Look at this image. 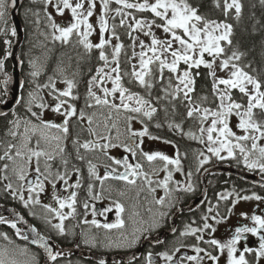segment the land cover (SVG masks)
I'll return each mask as SVG.
<instances>
[{"label": "snow or ice", "instance_id": "obj_1", "mask_svg": "<svg viewBox=\"0 0 264 264\" xmlns=\"http://www.w3.org/2000/svg\"><path fill=\"white\" fill-rule=\"evenodd\" d=\"M45 6V16L52 29L50 38L53 41H59L62 44H73V36L77 37L75 43L82 45L87 53H91L93 49H98L99 59L103 61V66L98 68L95 75L91 77L88 84L86 107L91 109H101V111H87L78 110L74 104L69 103V100H77L79 97L74 94V89L77 84L74 79L64 78L63 83L66 84L64 89L56 87V80L49 78V83L38 85L37 87L50 88L53 99L57 101L54 106L49 105L43 101V97L38 94H33L31 102L36 104L41 110L51 108V111L58 113L64 117L62 124L52 123L40 119V123H33L31 120H16L10 122L11 126L8 129L7 136L10 139L5 143L0 140V184H4V189L9 192L14 198L18 197L24 202L25 207L29 205H40L39 194L45 190V181L51 183L53 187L58 181H63L65 191L70 188L79 189L82 187L81 180L78 178L74 184H69L71 175L68 171L61 173L53 170V162L59 159L63 165L67 167L69 160L66 158L65 141L71 136L70 121L76 118L81 129L86 131L88 137L83 141L79 135L72 141L76 158L84 161L86 160L85 153H97L107 157L111 164L105 165L107 171L103 176L97 171V164L91 158L87 159L89 176L95 181H99L103 191L109 193L108 198L111 200V206L105 209V212H111L113 208L116 212L115 223L99 224L95 219L92 221H85L91 223L97 228H103L111 231L113 229H124L125 220L124 214L130 211L131 217L140 216V212L136 210V205H133L129 210L121 199L112 198L111 186L105 187V182L109 180L122 181L125 185L135 188L136 196L145 190L151 193L156 192V187H152L155 183L157 187L164 189L166 197L170 199L172 189L169 185L172 182L173 172L169 169V165H175V171H181V161L179 158L171 159L162 153H145L141 150V155L152 164L160 160L164 161V166L160 169L153 170L150 175L143 170L140 163L135 165L129 163L128 158L124 157L116 159L109 155V150L113 148H123L124 151L129 152L133 157L137 155L136 149L140 148L144 137L150 139H162L161 137L153 136L147 123L145 121H154L161 108L167 115L168 105L172 104L173 111L175 105L172 103L177 100H183L186 103L187 118L197 120L200 124L198 129L200 135L188 132L186 135L190 139L199 140L200 143H206L207 152L223 160L226 158H236L238 151L242 157V162L249 170H259L264 173V120L257 119L258 112L264 113V80L252 75L245 70L238 62L246 55L239 50H233L231 55H227V46H233L234 25L227 22V18L233 14L234 18L239 21L242 19L245 12V4L243 0H223L222 11L225 16L224 21L209 20L206 17L198 14V9L193 7L189 0H143V2H132V0H100L103 8V13L99 17V28L101 32V39L99 43H93L89 37L93 32V25L89 23V18L94 14L96 8V0H77L75 4L72 0H38ZM85 2L88 7L85 9ZM115 3L119 5L116 9H111L110 5ZM259 5L264 6V0H258ZM17 0H0V35L6 36L8 34L7 24L10 9H14ZM53 5L58 15H64L65 10H70L73 21L67 27L55 23L51 13L47 12V7ZM253 7L256 5L253 4ZM216 7L220 8V0H216ZM125 9H135L139 12H151L156 18L163 21L157 24L155 20L145 21L132 17L134 23L128 24L127 17L131 14L125 12ZM111 11H115L116 16H121L120 26L123 27L128 24L129 36L133 40L135 46L138 37L132 34L140 31L145 36L151 37V43L145 44L143 40L139 41V47L142 49L139 53H133L131 59L138 57V64H133L130 72L124 73L130 77L131 82L138 84L145 89L147 95H141L125 87L122 83L123 75L120 57L124 45L117 43L112 45V39L119 40L120 37L115 31V25L111 26V38L104 36V33L109 32L110 26L106 17ZM37 20L35 23H41L39 12L33 13ZM83 26V27H82ZM161 28L163 32L170 36V39H159L151 31L152 27ZM145 29H148L145 31ZM11 35H16V30L11 29ZM45 39L49 38V33L41 32ZM5 43H10L5 41ZM178 44L179 47H175ZM112 46L111 56L106 53L105 48ZM151 53V55H149ZM205 54L212 57L211 61L205 59ZM12 53L8 51L4 58H0V72L5 68V59L11 56ZM170 57V59H169ZM69 59H71L69 57ZM37 60H33V71L31 75L36 78L41 74V67ZM219 60L220 70L225 71L231 69L227 77H218L214 70L216 61ZM184 63L188 66L187 70L182 73L179 65ZM114 65V66H113ZM201 65L210 69L209 75L213 78V92L219 101L215 109L204 107L202 103L197 102L192 93L195 91V79L191 73L192 68H199ZM251 67V65H247ZM107 69V70H106ZM66 71L63 62L58 65V72L60 75ZM172 73L175 76L176 83H173L172 76L167 77V84H164V73ZM75 75V73H73ZM107 82H111L112 87L108 88ZM7 83V81H5ZM161 84V91L163 95L152 96V90ZM221 85L223 87H221ZM100 90V94L95 89ZM232 90H238L243 96L247 97V103L241 104L232 98ZM182 94V96H181ZM207 97H202V101H206ZM166 103L161 105V102ZM65 105L67 107L65 108ZM33 117L40 118L42 113L33 112L29 108ZM236 116L239 118L237 127L243 133L237 135L229 126L230 117ZM139 121L143 126L142 130H135L133 122ZM210 121V123H208ZM123 123L125 131L120 132V126ZM207 124V127L205 125ZM164 125L156 121V127L160 128ZM168 127L171 130L182 133V125L176 123L174 120L168 121ZM56 132L53 133L52 130ZM116 130V135H112V131ZM183 134V133H182ZM206 136V141L205 137ZM123 137V138H122ZM139 138V139H137ZM166 143L168 141H165ZM83 150V151H81ZM222 152H227V156L221 155ZM203 159L199 163L202 167L208 163L209 158L201 152L199 154ZM119 166L123 171H119ZM76 173L80 172L79 168H75ZM158 171H165L167 175L163 180L154 181L152 176L157 175ZM35 173L34 179H29L32 173ZM191 176V173L188 174ZM143 179V185L138 184V179ZM93 185H88V194L91 199L100 200L103 191L99 194L93 192ZM192 185L188 184L185 190H191ZM131 189H129L130 191ZM30 194L25 199L24 192ZM117 197H127L128 191L116 190ZM232 193L220 194V199L228 200ZM78 193L72 191L67 198L54 196L53 198L58 203L59 207L54 208L52 205H43L48 213L54 214L55 218L59 219V223L53 224L52 227L56 229L61 235L65 233L64 221L71 215L76 214ZM244 200H261L264 197L258 195L244 196ZM166 198L161 197L155 199L156 205H165ZM84 208L88 209L89 204L84 203ZM234 206V205H233ZM68 208L71 211L65 213L63 209ZM152 211V209H149ZM209 212L213 209L210 207ZM231 211V209H229ZM95 214V213H93ZM104 214V213H101ZM217 215H219L217 213ZM205 221L208 217H204ZM215 219V217H213ZM253 227L237 228L233 238L226 243H221L216 239L208 241L209 244L216 246L221 251L227 250L229 261L228 264H250L246 259L245 253L255 251L257 260L264 258V235L260 236V244L258 249H249L245 247L243 251L237 256L236 245L240 242L244 233H251L256 235L264 230V218L259 215L251 217ZM51 223V220H48ZM10 223L0 216V224ZM12 228H16V223H10ZM207 222L204 223L203 229L210 228ZM201 228L188 227L183 235H196L197 232L203 231ZM35 231V229H32ZM123 236V240L129 246L138 242L139 236L136 232ZM212 231H215L212 228ZM17 235L24 240L29 237L22 235L17 229ZM0 238L12 244L10 237L6 233L0 232ZM197 239H203L198 236ZM33 243H39L47 251L50 261L55 262L59 253L53 252L48 246L43 237H38ZM87 242V241H86ZM94 244V241L92 242ZM119 246V245H118ZM179 251V248L176 249ZM196 255L188 256L187 259L193 264H200L204 259L200 253H204L209 259L216 261L219 258L212 256L211 253L206 252L205 249L195 247ZM19 254L25 255L28 253L27 248L18 249ZM166 262H171L173 256L168 253L161 254ZM17 249L0 246V264H21L16 258ZM24 264H34L32 261H26ZM103 264V262H101ZM149 264H151V254L149 255Z\"/></svg>", "mask_w": 264, "mask_h": 264}, {"label": "flooded vegetation", "instance_id": "obj_2", "mask_svg": "<svg viewBox=\"0 0 264 264\" xmlns=\"http://www.w3.org/2000/svg\"><path fill=\"white\" fill-rule=\"evenodd\" d=\"M36 92V91H35ZM38 93V91L36 92ZM72 100H69L71 102ZM74 101V100H73ZM72 101V102H73ZM76 102V101H75ZM75 102L73 103L75 105ZM36 110L35 104L33 103L32 111ZM32 119V116H31ZM33 123H40L35 120L33 117ZM53 123V122H52ZM70 129L72 138L74 134L80 133L81 128L79 123L75 118L70 121ZM56 130L53 129V133ZM66 146V151L69 150V154L72 152L74 156H76L75 147L71 141L69 145ZM83 151V150H81ZM92 154H87V156H91ZM129 163L135 165L136 163H140L143 166V170L148 172L150 175L153 170L160 169L164 166V161H156L152 164L149 162L141 161L140 157L136 155L133 157L131 154L126 155ZM69 160L67 167H65L62 161L57 158L56 161L53 162V170L60 171L61 173L68 171L71 175V179L69 180V184H74L79 178L82 183V187L79 189L70 188L68 191H65V185L63 181H58L56 186L47 181H45V190L44 192L39 194V199L41 201L40 205H29L26 209L25 213L22 211L27 218L32 222L34 226H36L40 232L45 233L47 231L49 234L53 235L54 240L62 247H71L77 246L82 250H90L92 253L96 255H105L108 257L111 256H126L133 251L140 250L141 258L137 262L126 263V264H148L149 255L151 254V264H193V262L187 259L188 256L196 255L194 248L200 247L206 250V252L211 253L212 256H216L219 259L213 261L205 256L204 253H200V256H203L204 259L200 262V264H221L220 258L222 257V251L218 249L216 246H213L208 243V241L213 236L212 228L203 229V225L207 222L209 225V218L205 221L204 217L209 216L208 209L211 207L215 213V215L221 220L223 223L221 228V238L224 240L220 241L221 243H226L228 240L234 237L236 229L241 227H253V221L251 217L253 215H259L264 218V206H260L259 204H255L249 210V213L244 212L243 217L244 220L239 219L240 216H236L231 219L232 212L236 206L241 203L242 198H230L228 200L220 199L219 194L216 193L215 196L209 200H207L198 207L190 206V204L200 195L201 193V179L200 174L198 176V170L204 168L196 165L192 162H181V171H175V165H169V169L173 172L172 182L169 187L172 189L170 199L166 197L165 191L161 187H157L154 183L152 187H156V192L151 193L147 190V186L145 190L139 195V204L141 211V221L136 225L131 222L130 212L127 211L123 219L125 220V228L124 229H113L111 231L105 230L103 228H97L91 223H85V221H92L95 219L99 224L105 223H115L116 222V214L114 213V208L111 212H105L109 206V202H107V198L109 193L107 191H103L99 181H95L89 176L87 161H81L79 159L71 160L66 156ZM97 171L101 176L105 174L107 171L105 165L111 163H97ZM114 167H118L113 165ZM157 166V167H156ZM195 166V168H194ZM75 168H79L80 172L76 173L74 171ZM119 171H123L122 168H119ZM191 173V176L188 174ZM167 175L165 171H158L157 175L152 176L154 181L163 180ZM179 175L185 177L186 185L182 186L180 184ZM35 173L33 172L29 179H34ZM143 185V179H138V184ZM92 184L93 192L99 194L103 191L102 198L100 200L91 199L88 194V185ZM188 184L192 185L191 190H185ZM111 186L113 194L116 193V190H124L128 191V193L133 189L131 186H126L122 181L109 180L105 182V187ZM129 189H131L129 191ZM75 191L78 193L77 196V204L76 214L69 216L64 221L65 233L61 235L56 229L52 227L53 224L59 223V219L54 217V214L48 213L43 205H52L54 208L59 207L56 200L53 198L54 196H60L63 198H67L69 193ZM208 194L209 190H208ZM29 195H35L28 193ZM247 196H253L251 194ZM258 196L264 197V193H259ZM165 197L166 203L165 205H156L155 199ZM14 200L16 197H12ZM28 198V197H27ZM20 199L18 198V201ZM87 202L89 204V208H84V203ZM131 199L128 196L126 197V207L130 209L129 203H131ZM137 202V203H138ZM245 201H243L244 203ZM260 204L264 202V199L256 200V203ZM17 204V202H15ZM133 204V203H132ZM234 205V206H233ZM9 206V205H6ZM18 207H15L18 210H22L21 206L17 204ZM152 209V211H149ZM231 209V211H229ZM65 213H69L71 210L68 208L63 209ZM245 211V210H244ZM22 213V214H23ZM95 213V214H93ZM104 213V214H101ZM217 213L219 215H217ZM231 219V220H230ZM51 220V223L48 222ZM231 222H228V221ZM192 228H201L203 231L197 232L196 235H183L188 227ZM131 228L139 229L140 231L137 233H141V237L137 243L129 246L127 242L123 240V237H120L118 240V233L129 231ZM117 230V232L115 231ZM56 232L60 234V236H55L53 233ZM172 232L171 234H169ZM264 235V230L257 233L256 235H252L251 233H244L240 242L236 245L238 256L241 251L245 247L249 249H258L260 244V236ZM203 237V239H197V237ZM115 237L117 239H115ZM87 241V242H86ZM94 241V244L92 243ZM63 243V244H61ZM119 245V246H118ZM179 248V251L176 249ZM163 253H168L173 256V260L171 262H166L162 255ZM246 259L249 260L250 264H254L257 260L255 255V251H251L245 253ZM66 261H74L78 260L83 264H96L89 257H85L84 253L80 252L78 256L71 254ZM154 261V262H153ZM153 262V263H152ZM105 264H125L124 261L118 259L113 262H106Z\"/></svg>", "mask_w": 264, "mask_h": 264}, {"label": "trees", "instance_id": "obj_3", "mask_svg": "<svg viewBox=\"0 0 264 264\" xmlns=\"http://www.w3.org/2000/svg\"><path fill=\"white\" fill-rule=\"evenodd\" d=\"M189 3L198 9V14L206 17L209 20L224 21L226 18L222 11L223 0H220L221 7H216V0H189ZM245 4V12L241 20L237 21L234 18V12L227 18V22L234 25V36H233V46H226L228 49L227 55H231L233 50H239L240 52L246 53L242 57L241 61L238 63L245 67L246 71H249L252 75L257 76L258 78L264 80V6L259 5L258 0H243ZM256 6L253 7L252 5ZM113 3L110 8L115 7ZM45 11V6L43 3L38 2V0H24L21 7L18 10L19 18L22 22L24 29V40L21 44L19 50V57L22 60V74L25 80V90L24 95L28 92L29 87H31L32 81L35 82V85H40L38 81H41L42 78H49L58 71V65L63 62V66L66 69V73L72 75V78L75 80L79 93L85 92L88 88V80L93 76L94 72L100 68L103 64V61L99 59L98 49H93L89 54L85 51L82 45L76 44L75 37H73V44L65 45L59 41H53L50 38V28L48 27V20L44 18L43 12ZM39 12V19L41 23L37 25L35 21L37 17L33 14ZM114 12V11H113ZM112 11L108 14L110 15ZM133 17L136 19L144 20H156V17L151 12H139L133 11ZM8 19V17H7ZM112 25H115V31L119 35L120 39L116 40L114 44L122 43L124 48L121 53L120 62L122 68L123 80L122 83L125 87L130 88L132 91L137 92L141 95H147L145 89L141 88L138 84L131 82L129 76L124 75L126 72H130L132 69V59L133 56V40L129 36V27L128 24L121 27L120 21L115 19L112 21ZM111 25V26H112ZM8 34L6 36L0 35V58H4L8 51L11 52L13 46L15 45L16 38L11 35V26L8 19L7 24ZM41 32L49 33V38L45 39L43 35H40ZM133 35V34H132ZM9 41L10 43H5ZM112 46L110 50L107 51V54L111 56ZM9 57V56H8ZM8 57L5 59V68L3 73L9 75L11 72V63L8 60ZM27 57L28 59L27 62ZM69 57L71 59H69ZM38 63L43 65L46 69L45 74L40 76L36 81L31 79V65H28L30 61L37 60ZM251 65V67H247ZM6 69V70H5ZM192 75L195 79V91L191 94L197 102L203 104L204 107L215 109L219 103L216 96L213 92V80L209 75L208 68L199 67L191 69ZM75 73V75H73ZM165 80L164 84H167V77L172 76L173 83H176L175 76L172 73L165 71L164 73ZM161 84L152 90V96L163 95L161 91ZM77 95H79L77 93ZM182 96V94H181ZM202 97H207L206 101H202ZM232 98L236 102L241 104L247 103V97L243 96L238 90H232ZM85 99L81 103V107ZM86 102V101H85ZM166 103L165 101L161 102V105ZM175 105V111H173L172 104L168 105L167 115L161 108V111L158 113L154 121H146L149 131L153 136L161 137L162 140L172 142L177 146L178 155L181 160L185 162H192L196 160L199 152L203 151L202 144L199 140L190 139L186 133L192 132L199 136V127L200 124L197 120L187 118L186 103L183 100H177L172 102ZM27 101L20 104L12 114L0 118V140H4L5 143L9 138L6 134L9 127L11 126L10 122H13L14 115H20L19 112L25 111L27 109ZM76 107L79 106V103L75 104ZM257 119L264 120V113H259ZM174 120L176 123L182 125V133L179 131L171 130L168 127V121ZM156 121L162 123L164 126L157 128ZM66 156L71 160H76V156L69 150L66 151ZM195 158V159H194ZM233 164L234 160L230 161ZM237 168L245 169L240 167L239 162H235ZM209 179V197L213 198L216 193L221 192L225 189H234L239 194H256L264 193L260 188H256L248 183L242 182L233 177L220 174H211L208 177ZM0 204L9 205L13 207H18L15 204V201L7 194V191L4 189V184H0ZM27 217V216H26ZM0 232L6 233L7 235H12L11 230L8 227L0 224ZM63 244V243H61ZM64 245V244H63ZM30 254L34 255L38 262L41 261V254L37 250H29ZM55 264H70L63 262V260L58 261Z\"/></svg>", "mask_w": 264, "mask_h": 264}, {"label": "rangeland", "instance_id": "obj_4", "mask_svg": "<svg viewBox=\"0 0 264 264\" xmlns=\"http://www.w3.org/2000/svg\"><path fill=\"white\" fill-rule=\"evenodd\" d=\"M76 2H77V0H72V3L73 4H75ZM132 2L139 3V2H143V0H132ZM150 2H154V0H150ZM113 4L116 5L115 3H113ZM84 6H85V9L88 7L87 2H85V5ZM118 7H119V5H116L115 7H113V10L116 9V8H118ZM124 11L131 14L129 17H127L128 24L134 23V21L132 19V17H133V13L132 12L133 11H136V10L135 9H125ZM47 12L51 13V15H52L55 23H57V24H59L61 26L67 27L69 25V23L73 21V17L71 15V11L70 10H65L64 15L61 16V15H58L56 13L55 8H54L53 5H49L47 7ZM102 13H103L102 4H101L100 0H96V8L94 10V14L89 18V23H91L93 25V32H92V35L89 37V39L94 44L95 43H99V41L101 39V32H100V28H99V17H100V15ZM43 16H44L45 19H47L46 16H45V11L43 12ZM121 18H122L121 16H116L115 15V11L114 12L112 11V13L106 17V19H108V23H109V26H110V30H109V32L104 33V36L105 37L112 39L111 38V25H112V21H114L115 19H118L120 21ZM138 19H140V18H138ZM141 20H144V19H141ZM145 21H152V20H145ZM157 24H161V23H157ZM48 27L50 28V32H52V29H51V27L49 25V22H48ZM147 30L148 29H145V31H147ZM151 31L159 39H162V40H164V39H170V36L166 35L161 28H157V27L153 26L152 29H151ZM133 36L139 38L136 41L135 46L133 45V51L135 53H139L140 51H142V49L139 47V41L140 40H143L145 42V44H150L151 43V37L150 36H145L143 34V32L137 31V32L133 33ZM76 39H77V37H76ZM115 41H116V39H112V45H114ZM175 47H179V45L178 44H175ZM110 48H111V45L107 46L105 48V50H110ZM149 55H151V53H149ZM28 59L29 58L27 57V59H26L27 62H28ZM169 59H170V57H169ZM205 59L208 60V61H211L212 60V57H210L207 54H205ZM31 62L32 61H30V63L28 65L32 64ZM133 64H138V57L136 59H132V65ZM181 64H184V63H181ZM219 64H220V61L217 60L216 61V64L214 65V70L216 71L217 76L218 77H227L229 75L231 69L225 70V71H221L220 70V67H219ZM44 69H45V67H43V65H42L40 71H43ZM179 69H180V71L182 73L184 70H187L188 69V66L185 67V68H183V67H181V65H179ZM210 71L211 70L209 69V72ZM95 74H96V72L93 75H95ZM7 77H8V75H5L3 73V71L0 72V79L1 78H4L5 79ZM65 77H67L69 79H72V75L69 74V73H66V72H64L63 75H60L59 72L57 71L52 76V78H54L56 80V87L58 89H61L62 90V89H64L66 87V84L63 83V80H64ZM38 78H40V75L38 77L34 78L35 81ZM38 82L42 86L44 84H48L49 83V80L46 81L45 79L42 78L41 81H38ZM213 82H214V80H213ZM88 83H89V81H88ZM105 86H107L108 88H111L112 87V84H111V82H107ZM32 90H35V91L40 90V92H41V95L40 96L43 97V101L45 103H48L51 106H54L55 103L57 102V101H55L53 99L52 95H50V92H51V89L50 88H43V87H39L38 88L37 85H35V82L34 81H32V85L30 87V90L24 96L23 101H25V102L27 101L28 102V100H30V94L32 93ZM87 90H88V88L85 90V92H81L80 91V93H79V89H78V86H77L74 89V94L77 95V93H78L79 95H77V96L79 98L77 100H74V101L72 100L73 102L71 101L69 103L73 104L76 101L75 103H79V106L77 107V109L80 110L81 109V106L80 105H81L82 101L87 96ZM95 90L97 91L98 94H100V90L98 88L95 89ZM3 96H4V98H3ZM7 97L8 96L3 95L0 92V98H2L4 101L6 99H8ZM4 101L1 102V103H4ZM35 107H36V110H34V112L42 113V115H41L40 118L34 117L35 120H37V121L40 122V119H43L45 121H50V122H53V123H56V124H62L63 123L64 117L62 115L58 114V113H55V112L51 111V108L46 109V110H41L39 107L36 106V104H35ZM66 107H67V105H65V108ZM83 110L87 111L88 113H91L93 111H97V112L101 111V109H91V108H87L86 107V104L83 107ZM19 113H20V115H17V116L14 115L13 122L16 121V120H20L21 122H23L24 120H31V121H33V116L30 115V114H28L27 112L21 111ZM31 116H32V119H31ZM208 123H210V121ZM238 123H239V118L238 117H236V116L230 117L229 126L232 128V130L234 132H236L237 135H242L243 133L237 127ZM205 127H207V124L205 125ZM133 128L135 130L139 131V130H142L143 126H142V124L139 121H134L133 122ZM81 131L84 132L83 138H81V141H83L86 138H90V137H88V134H87L86 131H83L82 129H81ZM124 131H125L124 125H123V123H121L120 132L123 133ZM52 132H53V130H52ZM112 135L113 136L116 135V130L115 129L112 131ZM204 138H205V141H206V136ZM9 139H10V137L7 139V141ZM137 139H139V138H137ZM73 140H74V138L72 137L70 139V142L73 141ZM262 143H264V141H262ZM204 147L206 149V152H204V154L207 156L208 152H207L206 143H204ZM141 150L143 152H145V153H156V152H159V153H162L164 155H167L171 159H174V150H173V147L170 144H167V143H164V142H161V141H158V140H152V139H150L147 136L143 138V143L141 144L140 148L136 149V151H137V155L140 157V160L141 161L148 162L144 158V156L141 155ZM91 154L92 155L89 156V157L86 156V160L88 158H91L93 160V162H97V163H111V161L108 160L107 157H105L103 155H100L99 152H97V153H91ZM210 154H211V156H213L212 153H210ZM109 155L112 156V157H114V158H116V159H121L122 160L124 157H126V155H130V153L124 151L123 148H113V149H110L109 150ZM221 155L227 156V152H222ZM207 157L209 158V156H207ZM200 159H203V157H201V156L198 157V159H196L194 163H199ZM179 180H180V184H182V186L183 185L184 186L186 185V179H185V177L179 175ZM126 186H129V185H126ZM136 191L137 190L135 188H133V190H131L128 193L129 194V197H130V199L132 201L131 203H129V205H130V209L129 210L132 209L133 205H136V210H138L140 212V216H138V217H131V221H132L131 223L134 224V225H135V223L137 225L141 221V211H142L140 209V204L138 202L139 201V197L137 198V196H136ZM23 194H24L25 199H26L28 192L25 191ZM112 198L113 199H117V198L118 199H121V201L126 205V197H123V198L117 197L116 193L113 194V192H112ZM243 201H245V202L243 203ZM107 202H109V205H111V200L109 198H107ZM241 203L242 204H239L238 206H236V208L233 211H231L232 212L231 219H233V217L235 218L236 216H240L239 219L241 218L242 220H244L243 213L244 212L249 213V210L251 209V207L253 205L259 204L261 207L264 206V202H262L261 204H260V202L259 203H256V200L255 199H252V200H244V199H242L241 200ZM114 213L116 214L115 210H114ZM213 217H215V219H213ZM208 218H209V223L211 225V228H214L215 229V231H213L212 238H214V239H216L218 241H223L224 242V240L221 238V228H222L223 223L215 215L214 211L209 212ZM230 220L228 222H231ZM8 229H10L13 232V233L11 232L12 233L11 239L13 240L12 241V244H9L8 241H5L2 238H0V246L17 249V256H16V258L21 262V264H24V262H26V261H32L33 258H34V264H36V257L34 255L30 254L29 251L25 255L19 254L18 249H20V248H27V249H29V248H28V246H23L21 244H18L19 243V240L18 239L20 237L17 235V231H14L10 227H8ZM136 230H137L136 228H131V229H129L128 232H126V234H124L123 232H121V233H123L124 235H128L131 238V234L134 231H136ZM121 233L119 235H117L118 240H120V237L121 238L123 237L121 235ZM136 234L139 236V233L136 232ZM117 238L115 237V239H117ZM220 260H221V264H228L229 257H228L227 250L222 251V257L220 258ZM254 264H264V258H260Z\"/></svg>", "mask_w": 264, "mask_h": 264}, {"label": "water", "instance_id": "obj_5", "mask_svg": "<svg viewBox=\"0 0 264 264\" xmlns=\"http://www.w3.org/2000/svg\"><path fill=\"white\" fill-rule=\"evenodd\" d=\"M22 2L23 0H17V4L15 8L9 10L10 12L9 19L11 21L12 28L16 30L17 43L13 47L12 55L10 57V61L12 64V71H13L12 75L8 79H3L0 81L1 90L11 95V98L6 102L5 105L3 106L0 105V117L7 115L15 106L19 104L21 100L20 94L24 85V81L20 74L21 61L18 57V49L24 38L23 26L18 16V9L22 5ZM5 81H7V83H5ZM224 170L228 171L230 175L235 176L240 180L246 181L254 186L264 188V182L256 179L254 176H251L247 173L233 169L228 166H213L206 168L201 174L203 191L201 196L195 201L196 205L201 204L206 199L207 190L204 184V176L210 172H222ZM0 216L4 217L5 220L7 221L13 220L17 224V226H19L24 230V234L28 236L29 239L28 240L23 239V241L29 243L34 248L40 250V252L43 255L44 258L41 264H52L54 262L49 260L47 251L45 250L44 247H41L39 243L32 242L33 240H36L38 237H43L44 240L47 242L48 246L53 250V252L59 253L57 259L62 258L66 253L69 254L71 252H75L76 250L75 248H58L53 241L40 235L35 227L31 226L19 212H17L15 209L11 207L0 208ZM32 229H35V231H32ZM138 255L139 253H136L130 255L129 258L132 259L134 257H138ZM101 259L107 260L106 258H101Z\"/></svg>", "mask_w": 264, "mask_h": 264}, {"label": "bare ground", "instance_id": "obj_6", "mask_svg": "<svg viewBox=\"0 0 264 264\" xmlns=\"http://www.w3.org/2000/svg\"><path fill=\"white\" fill-rule=\"evenodd\" d=\"M6 70V69H5Z\"/></svg>", "mask_w": 264, "mask_h": 264}]
</instances>
